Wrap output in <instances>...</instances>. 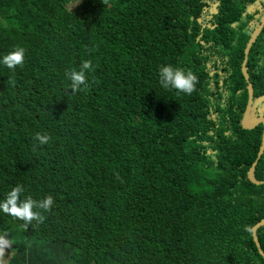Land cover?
<instances>
[{
    "label": "trees",
    "instance_id": "obj_1",
    "mask_svg": "<svg viewBox=\"0 0 264 264\" xmlns=\"http://www.w3.org/2000/svg\"><path fill=\"white\" fill-rule=\"evenodd\" d=\"M73 1L0 0V59L26 49L0 64V200L55 198L42 223L0 212L7 264H264V125L242 127L249 83L264 116V26L242 72L264 0ZM168 64L196 91L164 89Z\"/></svg>",
    "mask_w": 264,
    "mask_h": 264
},
{
    "label": "clouds",
    "instance_id": "obj_2",
    "mask_svg": "<svg viewBox=\"0 0 264 264\" xmlns=\"http://www.w3.org/2000/svg\"><path fill=\"white\" fill-rule=\"evenodd\" d=\"M25 56L26 49L23 46L14 45L13 48L0 59V64L10 71L15 72L17 67L22 68L24 66ZM261 66H264V64ZM93 70V63L90 59L83 60L80 63L79 70L76 68L66 70L65 75L71 82L69 87L73 93L83 91L88 87L87 73ZM158 73L159 83L164 89H175L186 95H191L196 91L199 78L191 70H185L168 64L161 65L158 69ZM50 139L51 137L46 133L37 132L34 135V140L37 141L39 145L48 144ZM24 191L25 189L22 184L18 183L13 186L6 194L5 198L0 200V212L24 221L25 224H30L34 220L38 223H42L45 217L35 209H43L45 212H50L55 204L54 196L49 194L39 201L34 200L31 196L21 199V195ZM9 247L10 241L5 236L0 235V257L4 256Z\"/></svg>",
    "mask_w": 264,
    "mask_h": 264
},
{
    "label": "water",
    "instance_id": "obj_3",
    "mask_svg": "<svg viewBox=\"0 0 264 264\" xmlns=\"http://www.w3.org/2000/svg\"><path fill=\"white\" fill-rule=\"evenodd\" d=\"M263 26H264V17H263L262 22L259 25V27L257 29H255V31L253 32L252 37L248 41L247 46H246L245 51H244L245 52V58H244V61L242 64V72H243V75H244L245 80L247 82H249V78H250L248 68H247L248 54H249L250 49L253 46L254 42L256 41V38L259 35V32L261 31ZM248 91H249V101H248L247 109H246L244 116H243V119H242V127L245 130H254L260 124L264 125V116H259L255 120L251 121V115H252L253 105H254V88H253L252 84H250V83L248 84ZM263 138H264V133H263ZM263 154H264V139H262V144H261L260 149H259L258 158L253 163L252 167L250 168V170L248 172L249 180L256 185H264V181H260V180H257L255 178V171H256V167L258 165V160L260 157L263 156ZM263 225H264V219L255 225L254 235H255V239H256L259 251L264 256V249L262 248V242L260 241V238L258 236V230Z\"/></svg>",
    "mask_w": 264,
    "mask_h": 264
},
{
    "label": "rangeland",
    "instance_id": "obj_4",
    "mask_svg": "<svg viewBox=\"0 0 264 264\" xmlns=\"http://www.w3.org/2000/svg\"><path fill=\"white\" fill-rule=\"evenodd\" d=\"M78 5V0H74L72 3H71V7H75ZM72 10V9H71ZM247 46V45H246ZM11 256V252H10V247L6 250L5 254L3 257H0V264H7L8 263V260Z\"/></svg>",
    "mask_w": 264,
    "mask_h": 264
}]
</instances>
